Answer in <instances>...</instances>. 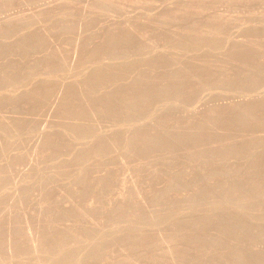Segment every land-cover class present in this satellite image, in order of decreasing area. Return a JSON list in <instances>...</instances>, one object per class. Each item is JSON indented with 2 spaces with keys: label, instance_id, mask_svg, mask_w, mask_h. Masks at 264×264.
<instances>
[{
  "label": "rangeland",
  "instance_id": "1",
  "mask_svg": "<svg viewBox=\"0 0 264 264\" xmlns=\"http://www.w3.org/2000/svg\"><path fill=\"white\" fill-rule=\"evenodd\" d=\"M216 32L222 34H215ZM210 33H214L215 37ZM262 33L264 0H0V264H235L238 251L248 257L252 254L249 258L245 257V264H259L260 260L264 259V238L247 236L237 240L232 233H227L222 243L217 246L214 245L215 239L221 228L226 227V221H210L205 226H200L199 221L209 215L223 214L222 211L243 206L245 200L242 197L246 195V189L241 187L240 190L245 195L239 192L238 197L229 199L227 205L221 203L223 199L219 197L220 191L234 185L243 173L246 175L248 169L251 170L250 173L254 171L253 166L260 174H264V158L260 157L263 161L259 164L261 159L258 161L257 158L252 168L249 166L252 164L250 156L247 158L243 152L244 157L233 158L235 153L241 151V147L235 146L238 143L244 144L245 141L246 148L247 141L250 143L257 137L264 138V125L260 124V121L264 120V111L258 110L257 116L254 117L257 119L256 117L260 116V125H256L258 123L251 114L248 117L251 122L244 120L245 124L242 121L238 130L235 127L230 128L234 120L237 128L239 115L246 111L245 106L249 109L253 104H257L260 87L264 86V74L262 71V75L258 73L262 65L264 67ZM216 36L217 41L213 39ZM233 42L241 44L242 48H239L238 44V47H233ZM256 47L258 50L259 47L263 48L260 49L262 52L259 56L260 51L258 52ZM236 48L240 51L234 50ZM254 48L255 55L251 56L254 54ZM227 55L231 56V60ZM152 59H155L157 66ZM106 63H111L112 66L107 65L110 68L106 69ZM102 65H105L104 68ZM256 65L259 69L255 68ZM245 66L249 68L248 71ZM200 69L201 72H198ZM246 71L251 73L249 78H246ZM168 74L173 77L170 84L167 81L170 80ZM111 75H115L111 77L112 80L109 77ZM254 75L257 78L263 76H260L262 83ZM190 76L194 78L193 82ZM196 76H199V81ZM237 76L243 81L252 79L253 82L248 80V87ZM236 77L240 82L234 81ZM233 78L234 84L239 82L237 86L231 83ZM180 80L183 83H180ZM141 82L143 84L139 85ZM178 83L184 86L182 90ZM176 84L180 90H177ZM251 84L256 90L253 88L251 96L247 98L249 88L252 90ZM62 86L67 87L63 88L67 91L66 95L63 93V101L61 95L59 100L57 98ZM162 86L166 91L161 90ZM167 89H172L173 94ZM248 89L247 93L245 90ZM263 89L262 87L261 95L264 94ZM241 93L247 96L245 101L241 98ZM258 94L259 97L255 99ZM252 95L255 97L252 98ZM184 97L185 101H182ZM179 99L181 103L184 102L179 105L180 111H175L172 115L169 111L167 116L163 112L166 118L162 116L164 107ZM226 102H229L231 107L227 106L229 103ZM235 102H239V105ZM259 102L262 106V102ZM104 104L108 105L107 108ZM130 104L134 105L133 110ZM221 105L230 107L231 112H237L227 114L230 110L226 108L228 112L225 114L224 111L225 115L222 116L225 108H221ZM199 106L203 111L197 109L200 114L194 116L196 118L190 117L191 110ZM239 106L242 109L238 108ZM217 107L222 109L220 114H217ZM260 108L264 109L263 106ZM212 112L213 117L214 113L217 117L213 118L214 122L219 123L215 132L222 130L225 134H207L208 127L210 130L217 124L211 122ZM208 114L210 117L207 118L211 124L214 123L212 126L208 125L209 119L204 117ZM186 118L192 122L194 120L199 128L202 127L203 119L208 125L207 127L206 123H203L207 127L206 134L203 133V127L202 134L201 130L197 126L194 128ZM182 120L185 124H191L189 129L193 132L188 133V128L186 132L183 123L178 126ZM156 121L159 125L161 122L163 124L159 126ZM156 124L159 127H155ZM241 124L247 127L242 129ZM168 126L170 129L174 128L171 129V134L175 133L174 137H170V129H166ZM47 128L51 133H47L48 137L44 136L42 139L41 129ZM93 128L97 130L96 135L91 134L94 133ZM183 129L184 134L186 132L185 135H188L186 142L183 136L176 134H181ZM212 129L214 132V127ZM83 131H86V134ZM44 133L46 134L45 131ZM163 134L166 141L164 142L163 138L164 143L160 146L154 144L157 146L155 151L154 146L153 149L149 147L151 143L146 144L147 139L152 141ZM189 134H194L195 139L192 140L193 136L189 139ZM139 135L142 141L138 138ZM197 135L205 136L202 139V136H198L200 141L197 142L194 141ZM176 136L184 138V143L170 147L168 141L171 142ZM137 138L139 148H131L132 144H128ZM225 139L230 147L223 146L224 143L226 145ZM83 140L85 142H82ZM80 141L84 146L79 145ZM47 142H52V145ZM141 142H145L146 149ZM141 147L145 151L140 152ZM80 148L82 150H79ZM126 148L132 149L129 150L130 153H125ZM151 151L155 153L149 154ZM211 156L215 157L211 160ZM154 168H157L154 174H159L152 177ZM146 169L150 171L146 172ZM225 171L226 176L221 175ZM148 174L151 177L147 176ZM242 178L251 182L245 179L244 174ZM259 180L254 184H257L256 192L262 194L264 182L263 179ZM248 181L244 182L245 186L249 185ZM156 194L159 199L155 198ZM139 195L146 204L152 202L149 204L150 216L155 201L158 204L162 202L164 206L167 203L164 208L162 203L159 204L161 206L154 207L156 214L157 209L161 210L158 214L163 218L159 216V221L165 219L171 222L175 215H182L179 220L177 218V223L176 220L174 223L172 221V224H177L174 225L175 229L171 223L170 225L165 221L161 225L158 223V226L155 224L152 227L151 223V226H147L150 216H147L145 203L140 206L144 207V212L143 208L138 207L141 202ZM190 199H194L195 204L192 207L188 206ZM121 201H135V205L138 202L137 207H131L133 211L129 212V218V203L128 207H124ZM134 208L140 209L143 214H139L137 210V213L134 212ZM144 214L147 217H143ZM242 214L247 219L258 218L261 222L264 220V202L246 209ZM123 215L131 220L124 218L127 224L123 226L121 222L125 223V220L119 222L117 219L119 225H116L114 219ZM132 218L136 223H130ZM139 218L148 222L140 219L142 224ZM112 221L115 223L114 228L122 224V232L119 227L116 228L118 231L111 227ZM190 221L195 222H191L195 229L191 227ZM136 224L143 230L144 225L148 230H155L156 227L159 230L163 225L167 226L162 228L161 232L147 230L148 235L144 236L146 239L142 236L141 239L144 240L140 243V236L144 231ZM133 225L137 227H134L137 233L141 232L139 235L134 232L136 229L133 230ZM183 225L184 229H181ZM188 225L190 229H187ZM177 226L183 232L179 231ZM114 230L116 234L120 232L119 236L111 234ZM124 231L128 234L124 235L125 239L136 236V241L132 238L130 241L134 240V243L129 244L124 238V242L123 239L119 240ZM196 234V238L201 240L193 243ZM115 239L119 240V243ZM181 240H188L185 243L187 245L180 242ZM162 241L165 248L160 243ZM166 242L174 246L175 252L171 246L166 247ZM157 243L161 244V247ZM39 244L40 248H37ZM257 244L256 252L259 254H249L248 251H252ZM236 245L239 248H236ZM139 252L141 255L137 257ZM133 256L137 258H132ZM253 257L261 259L248 261Z\"/></svg>",
  "mask_w": 264,
  "mask_h": 264
},
{
  "label": "bare ground",
  "instance_id": "2",
  "mask_svg": "<svg viewBox=\"0 0 264 264\" xmlns=\"http://www.w3.org/2000/svg\"><path fill=\"white\" fill-rule=\"evenodd\" d=\"M211 34H212L213 37H215V34H222V32H221V33H217V32H216L215 34H214V33H210V35H211ZM212 36H211V37H212ZM263 36H264V33H262V37H263ZM219 37H220V36H219ZM222 37H223V36H221V39H222ZM217 38H218V36H216V38H213V39H215V40L217 41V40H218ZM263 39H264V38H263ZM219 40H220V38H219ZM208 41H209V39H208ZM196 42H197V41H196ZM207 43H208V42H207ZM207 43H206V45H207ZM213 44H214V43H213ZM233 44H235V43L233 42ZM237 44H238V43H236L235 45H232V46H233V47H234V46H235V47H238V45H239V48H242V47H240L241 44H238V45H237ZM208 46H209V45H208ZM239 48H236V49H234V50H236V51L239 52V51H240ZM256 48H257V50H258V47H256ZM256 48L253 49L252 53L254 52V50H256ZM259 48H260V49H263L262 47H259ZM260 49L258 50V52L260 51L259 54H258V52H257L258 56H259V55L261 54V52H262ZM232 51H233V50H232ZM236 51H235V52H236ZM229 54H230V53L228 52V55H229ZM240 54H241V52H240ZM228 55H227V57H229V58L232 56V54H231V56H228ZM244 55H246V54H244ZM253 55H255V52H254V54H252L251 56H253ZM156 57H157V56H156ZM232 58H233V57H232ZM234 58H235V57H234ZM152 60H153V59H152ZM154 60H155V59H154ZM154 60H153V62H154V64L157 66V64L155 63ZM157 60H158V59H157ZM230 60H231V58H230ZM128 62H129V61H128ZM159 62H160V61H159ZM161 62H162V61H161ZM161 62H160V63H161ZM129 63H130V62H129ZM129 63H128V65H132V64H129ZM118 64H120V63H118ZM154 64H153V65H154ZM107 65H111V66H112L111 63H110V64H109V63H108V64L106 63V66H107ZM120 65H121V64H120ZM122 65H123V64H122ZM150 65H151V64H150ZM153 65H152L151 67H153ZM155 65H154V66H155ZM161 65H162V64H161ZM260 65H261V64H260ZM104 66H105V65H104ZM104 66L102 65L103 68H104ZM113 66H114V64H113ZM230 66H231V65H230ZM230 66H229V68H230ZM258 66H259V64H258ZM102 67H100V68H102ZM122 67H123V66H122ZM151 67H150V69H151ZM158 67H159V66H158ZM103 68L100 69V70L103 71ZM107 68L109 69L110 66H109V67L107 66L106 69H107ZM129 68H130V66H129ZM131 68H132V66H131ZM154 68H155V67H154ZM229 68L227 67V68L225 69V67H224L225 70H227V69L229 70ZM231 68H233V67H231ZM245 68H246V66H245ZM245 68L242 69V70H243V73H245V71H244ZM252 68H253V67H252ZM255 68H258V69H259V67H257V65L255 66ZM255 68H254V69H255ZM261 68L264 70L263 65H262ZM261 68L259 69L260 71H259V72L257 71V72H258L259 74H261V73L263 72V74H264V71L261 70ZM111 69H112V67H111ZM114 69H116V68H114ZM126 69L128 70L127 66H126ZM175 69H176V67H175ZM179 69H180V68H179ZM179 69L177 68V70H179ZM240 69H241V67H240ZM254 69H253V72H254V73L252 72V70H250V72H252L253 74L256 73V69H255V71H254ZM104 70H105V69H104ZM120 70H121V69H120ZM124 70H125V67H124ZM153 70H154V69H153ZM155 70H156V68H155ZM203 70H204V69H202V71H203ZM228 70H227V71H228ZM246 70L248 71L249 68H248V69L246 68ZM101 71H99V73H100V74H103ZM105 71H107V70H105ZM112 71H113V70H112ZM116 71L118 72V70H116ZM204 71H207V70H204ZM247 71H246V72H247ZM261 71H262V72H261ZM120 72H121V71H120ZM123 72H124V71L122 70V73H123ZM154 72H155V71H154ZM172 72H173V71H172ZM198 72H201V69H200V71L198 70ZM207 72H208L209 74L212 73V72H210L209 70H208ZM207 72H206V73H207ZM99 73H98V74H99ZM105 73H106V72H105ZM109 73L111 74V72H109ZM114 73H115V72H114ZM122 73H121V74H122ZM174 73H175V71H174ZM195 73H196V72H195ZM202 73L204 74V72H202ZM220 73H221V72H220ZM247 73H248V72H247ZM112 74H113V73H112ZM116 74H117V73H116ZM121 74H120V75H121ZM146 74H147V73H146ZM148 74H149V73H148ZM153 74H154V73H153ZM170 74H171V73H170ZM196 74H197V73H196ZM199 74H200V73H199ZM203 74L201 75L202 80H203ZM209 74H208V75H209ZM221 74H222V73H221ZM223 74H224V73H223ZM249 74L251 75V73H248V74H246V76H248ZM106 75H107V73H106ZM108 75H109V74H108ZM120 75H119V76H120ZM154 75H156V74H154ZM154 75H153V76H154ZM168 75H169V74H168ZM174 75H175V74H174ZM178 75H179V73H178ZM178 75H177V76H178ZM244 75H245V74H244ZM244 75H242L243 78H244ZM250 75H249V76H250ZM261 75H262V74H261ZM261 75H260V76H261ZM97 76H98V75H97ZM100 76H101V75H100ZM112 76H115V75H111V76H109V77L111 78ZM116 76H117V75H116ZM144 76H145V74H144ZM157 76H159V74H158ZM172 76H173V73H172ZM172 76L169 75V78H168V79H170V80H167V81H169V84H170V81H172V78H173ZM175 76H176V75H175ZM177 76H176V77H177ZM206 76H207V75H205V77H206ZM211 76H212V75H211ZM218 76H219V75H217V77H218ZM249 76L246 77V78H249ZM258 76H259V75H258ZM260 76H259V78H260V79H259V78H257V77L254 75V77H255L256 79H258V81H259V80L261 81V80H262L261 77H263L264 75L261 76V77H260ZM117 77H118V76H117ZM149 77H150V76H149ZM149 77L146 76V78H149ZM160 77H161V75H160ZM179 77H180V75H179ZM196 77L198 78L199 76H196ZM201 77H200V78H201ZM237 77H238V76H237ZM237 77H236V80H234V78L231 79V81H232L231 83L234 84V81H236V83H237V80L240 82L239 79H242V78H241V77H240V78L238 77L239 79H237ZM112 78H113V77H112ZM112 78H111V80H112ZM142 78H143V77H142ZM190 78H191V76H190ZM208 78H209V76H208ZM208 78H207V79H208ZM212 78H213V76H212ZM220 78H221V77H220ZM251 78H252V77H251ZM263 78H264V77H263ZM92 79H93V78H92ZM102 79H103V78H102ZM149 79H151V77H150ZM174 79H175V77H174ZM174 79H173V81H174ZM191 79H192V82H193V79H194V78H191ZM191 79H190V80H191ZM155 80H156V77H155ZM187 80H188V78L186 79V83H187ZM190 80H189V81H190ZM220 80H221V79H219V81H220ZM233 80H234V81H233ZM248 80H250L249 82H251V83L253 82L252 79H248ZM248 80H247V79H246V80L244 79V81H243V79H242L241 82H242V83L245 82L244 84L246 85V83H247ZM263 80H264V79H263ZM263 80H262V81H263ZM109 81H110V79H109ZM134 81H135V80H134ZM145 81H146V80H144V83H145ZM151 81H154V80H151ZM151 81H150V82H151ZM167 81H166V82H167ZM180 81H181V80H180ZM198 81H199V78H198ZM208 81H210V80H208ZM256 81H257V80H256ZM262 81H261V83H262ZM135 82H136V81H135ZM142 82H143V81H142ZM142 82L139 83V85H140V84L142 85V84H143ZM166 82H165V83H166ZM190 82H191V81H190ZM229 82H230V80H229ZM229 82H228V84H230ZM239 82H238V84H239ZM263 82H264V81H263ZM167 83H168V82H167ZM167 83H166V85H167ZM180 83H183V82L181 81ZM180 83H178V85H180ZM255 83H257V82H255ZM259 83H260V82H259ZM184 84H185V83H184ZM238 84H237V85H238ZM139 85H138V86H139ZM176 85H177V84H176ZM176 85H175V86H176ZM178 85H177V90H178V89L180 90V87H179ZM230 85H231V84H230ZM234 85H236V84H234ZM237 85H236V86H237ZM240 85H241V83H240ZM245 85H244L245 88H246V86L249 87L248 84H247L246 86H245ZM253 85H254V83H253ZM253 85L251 84L250 86L252 87ZM256 85H257V84H255V86H256ZM66 86H67V85H66ZM66 86H64V87L62 86L61 89H60V90H62V91L64 90L63 92L61 91L62 94L60 93V90H59V93L57 94V95H58V97H57L58 100H59L60 98H63L62 96H63V93H64V92H65V95L67 94V93H66L67 91H66L65 89H63V88H65ZM171 86H172V85H171ZM180 86H181V85H180ZM242 86H243V85H242ZM185 87H187V86H185ZM262 87L264 88V86H262ZM262 87H260V93H259V94H260V97H259V94H258L256 97H255L254 95H252V98L255 97V99H256L257 97H259V98H258L259 100L257 99L258 101H257V104H256L255 106H254V104H253V106L250 107L249 109H247V108H246L247 106H245L246 111L242 112L240 115H239L238 113L235 114L237 111H236V110H233V112L235 111L234 114H235L236 116L239 115V117L241 118V119L239 118V121H240V120H241V121L239 122L238 120H236V122L238 121V123H239V124L237 125V128H236V124H237V123L235 124V123H234L235 120H234L232 124L235 125V126H233V125L230 124V128H231V129H232V128L234 129V127H235V129L238 130V129H239L238 126H240V123H241L242 121H243V123H245L244 120H245V121H250V120L248 119L249 115L252 114V118L255 119L254 117H255V115L257 116L256 112H257L258 110H260V112H261V110L264 111V109H261V108H260V107H262V106H263V108H264V105H263V104H264V100H261L262 98H264V96H263L264 94L262 93L263 95H261V92H262V91H261V88H262ZM66 88H67V87H66ZM171 88H172V87H171ZM182 88H184L183 85L181 86V90H182ZM253 88L256 90V87H252V90H251V88H249V89H250V93L248 94V97L245 96V94L241 93V96H242V94H243V97H241V98H243L244 101L246 100V97L249 98V95L251 96V92H253ZM162 89H163V86H162L161 90H162ZM164 89H165V91H166V88H164ZM164 89H163L162 91H164ZM246 89H247V88H246ZM249 89H248V90H245V91H246V92H247V91L249 92ZM173 90H175V88H173ZM173 90L170 89L169 91L172 92ZM186 90H187V89H186ZM188 90H189V89H188ZM255 90H254V91H255ZM257 90H258V86H257ZM70 91H71V90H70ZM167 91H168V89H167ZM169 91H168V92H169ZM263 91H264V89H263ZM98 92H99V91H98ZM98 92H96V94H97ZM168 92H167V93L165 92V93H166V94H169ZM174 92L177 93L176 90H175ZM178 92H179V91H178ZM243 92H244V91H243ZM248 92H247V93H248ZM257 92H258V91H257ZM160 93H161V92H160ZM244 93H245V92H244ZM247 93H246V95H247ZM129 94H130V93H129ZM155 94H156V93H155ZM155 94H154V95H155ZM161 94H163V93H161ZM172 94H173V92H172ZM183 94H184V89H183ZM60 95H61V97L59 98ZM65 95H64V97L66 98ZM97 95H98V94H97ZM109 95H111V94H109ZM126 95H127V94H126ZM163 95H164V94H163ZM163 95H162V96H163ZM255 95H256V94H255ZM99 96H100V95H99ZM99 96H97V97H99ZM130 96H131V95H130ZM180 96H181V94H180ZM182 97H183V96H182ZM261 97H262V98H261ZM95 98H96V97H95ZM100 98H101V97H99V99H100ZM108 98H109V97H108ZM114 98H115V96H114ZM128 98H130V97H128ZM139 98H140V97H139ZM142 98H143V96H142ZM97 99H98V98H97ZM103 99H104V98H103ZM177 99H178V98H177ZM63 100H64V98L62 99V101H63ZM91 100H94V99H91ZM109 100H110V99H109ZM117 100H118V99H117ZM117 100H116V101H117ZM133 100H134V97H133ZM139 100H140V99H139ZM247 100H248V99H247ZM250 100H251V102L254 101V100L252 101V99H249V101H250ZM55 101H56V100H55ZM110 101H111V100H110ZM110 101H109V103H110ZM121 101H122V99H121ZM141 101H142V99H141ZM180 101H181V99H179L178 101H176L174 104H171V105H168V106L164 107L165 109H163V111H162V116H165V115L167 116V115L170 114V112H171L170 115H172L175 111H178L179 108H181L179 105H181V104L184 103V102L181 103ZM182 101H185V97H184V99H183ZM249 101H248V102H249ZM259 101L262 102V106H261V104H260ZM57 102H58V101H57ZM133 102H134V101H133ZM240 102H241V101H240ZM251 102H250V104H251ZM255 102H256V101H255ZM255 102H254V103H255ZM258 102H259L260 105H258ZM55 103H56V102H55ZM63 103H64V102H63ZM74 103H75V102H74ZM74 103H73V104H74ZM93 103H94V102H93ZM138 103H139V101H138ZM141 103H142V102H141ZM227 103H229V102H226V104H227ZM235 103L238 104L239 102H235ZM235 103H234V104H235ZM241 103H242V102H241ZM241 103H240V105H241ZM244 103H245V102H244ZM244 103H243V104H244ZM58 104H60V102H59ZM106 104H107V103H106ZM113 104H114V103H113ZM139 104H140V103H139ZM226 104H225V105H226ZM245 104H246V103H245ZM104 105H105V104H104ZM135 105H136V104H135ZM225 105H224V106L221 105V108H223V109L225 108L223 111H222L221 108H218V107L216 108V109H219V111L217 110V111H218L217 114H218V113L220 114V111H222L223 114L221 113V115L223 116V115L226 114V112H228V111L231 109V108H230V107H231V106H230V103H229V105L227 104V106H230V107H227V106L225 107ZM238 105H239V104H238ZM238 105H236V106H238ZM78 106H79V105H78ZM78 106H77V107H78ZM80 106H81V105H80ZM106 106H108V105H105V108H107ZM124 106H125V102H124ZM126 106H127V103H126ZM130 106H131V107H132V106L134 107L133 104H132V105L130 104ZM138 106H139V105H138ZM203 106H204V105H203ZM241 106H242V105H241ZM109 107H110V104H109ZM131 107H129V108H131ZM133 107L131 108L132 110H133ZM54 108H55V107H54ZM110 108H111V107H110ZM200 108H201V107L199 106V107H197L196 109H194L193 111L191 110V112L189 113V116H190V117H194V116L197 117V114H200L199 112L202 110V109H200ZM226 108H228V109H227L228 111L226 110ZM229 108H230V109H229ZM238 108H241V107L239 106ZM108 109H109V108H108ZM124 109H125V108H124ZM134 109H136V108H134ZM197 109H200V111L197 110ZM241 109H242V108H241ZM245 109H244V106H243V110H245ZM67 110H69L68 107H67ZM72 110H73V107H72ZM129 110H130V109H129ZM132 110H131V111H132ZM231 110H232V109H231ZM231 110H230L227 114H229V113L231 112ZM126 111H127V109H126ZM169 111H170V112H169ZM179 111H180V110H179ZM189 111H190V110H189ZM189 111H188V112H189ZM202 111H203V110H202ZM215 111H216V110H215ZM215 111H214V112H215ZM224 111H225V114H224ZM263 111H262V112H263ZM118 112H119V111H118ZM129 112H130V111H129ZM129 112H128V113H129ZM134 112H135V111H133V113H134ZM136 112H137V111H136ZM163 112H165L166 114L164 113L165 115H163ZM168 112H169V113H168ZM233 112H231V114H233ZM108 113H109V112H108ZM167 113H168V114H167ZM215 113H216V112H215ZM215 113H214V117H213V112H212V115H210V116H212V117H210L209 114H208L207 116H204V117H205V118L210 117V118H211V122H214L213 118H217V117H215ZM106 114H107V113H106ZM210 114H211V113H210ZM217 114H216V115H217ZM262 114H263V113H262ZM160 115H161V113L159 114V117H160ZM201 115H202V114H201ZM166 116H165V118H166ZM175 116H177V115L175 114ZM178 116H179V115H178ZM178 116H177V117H178ZM198 116H199V115H198ZM217 116H218V115H217ZM236 116H235V117H236ZM185 117H188V116H185ZM196 117H194V118H196ZM199 117H200V116H199ZM204 117H203V119L206 121V119H205ZM219 117H220V115H219ZM250 117H251V116H250ZM236 118H237V117H236ZM256 118H257V119H255V121H257L256 123H258V124H256V125H260V124H261V125H262V124L264 125V120L262 121V120L260 119V116H259V118H258V117H256ZM160 119H161V118H160ZM160 119H158L157 121L159 122ZM186 119L188 120L189 118H186ZM198 119H199V118H198ZM203 119H201V120H202V125H201V126L203 127V133L206 134V132H207V134H208V132H210V133H215V134L218 133V134H219V133L223 132V134H225L224 131H222V130H219L220 132H218V130H217L218 128L216 129L217 131L215 132V127H217V125L219 124L217 121L214 122V123L217 122V124H216V126H215V125H213L214 123L211 124L210 119L207 118V119H209L208 125H209V126H210V125H211V126L213 125L212 127H214V132H213L212 127H211V129H210V130H212V132H211V131L209 130L210 127H208V125H207L206 122H203ZM262 119H263V118H262ZM161 120H162V119H161ZM184 120H185V119H184ZM184 120H182V122H180L181 124L179 123L178 126H181L182 123L184 122ZM187 120H186V121H187ZM190 120H191V119H190ZM190 120H188V122H189ZM196 120H197V119H196ZM212 120H213V121H212ZM258 120H259V121L261 120V121H260V122H261L260 124H259ZM157 121H156L155 123L158 124ZM162 121H163V120H162ZM177 121H178V120H177ZM207 121H208V120H207ZM218 121H220V119H218ZM255 121H254V122H255ZM190 122H191V124L194 126V128H196L197 124L195 125L194 120H193V122H192V121H190ZM196 122L198 123V121H196ZM250 122H251V121H250ZM161 123H162V122H161ZM161 123H160V125H161ZM176 123L178 124V122H176ZM199 123H200V122H199ZM203 123H204V124L206 123L205 125L208 127V130H206V132H205V128H207V127H206L205 125H203ZM230 123H231V122H230ZM76 124H78V123H76ZM79 124H80V123H79ZM81 124H82V123H81ZM83 124H84V123H83ZM157 124L155 125V127L157 126ZM162 124H163V123H162ZM164 124H165V121H164ZM172 124H175V123L173 122ZM184 124H185V123H183V125H184ZM186 124H187V126H185ZM186 124L184 125V127L186 128V132H187V128H188V130H189L188 133H190V131L193 132V130H190V129H189V125L191 126V124H190V123H187V122H186ZM245 124H246V123H245ZM158 125H159V124H158ZM160 125H159V126H160ZM198 125H199V124H198ZM224 125H225V124H224ZM251 125H252V124H251ZM159 126H157V127H159ZM174 126L177 127L176 124H175ZM204 126H205V127H204ZM241 126H243V125L241 124ZM155 127H153V129H154ZM163 127H164V126H163ZM197 127H198V126H197ZM202 127H200V128L198 127L199 130H201L200 133H202V129H201ZM219 127H221V126H219ZM226 127H227V124H226L225 128H226ZM246 127H247V126L244 125L242 129H245ZM77 128H78V126H77ZM81 128H82V125H81ZM84 128H85V127H83V129H84ZM141 128H142V127H141ZM168 128L170 129L169 126H168L166 129L169 130ZM185 128H184V129H185ZM221 128H224V127H221ZM228 128H229V126H228ZM230 128H229V129H230ZM47 129H48V128H47ZM47 129H43V130L41 129V131H42V133H43L42 139H44V136L48 137V136H47V133L49 134L50 130L48 129V131H47ZM71 129H72V128H71ZM79 129H80V127H79ZM160 129H161V131H162V128H161V127H160ZM171 129H174V128H171ZM171 129H170V132L168 131L169 134H171V132H172ZM184 129L182 130L183 132H181V134H178V133H176V134L179 135V136H180V135L183 136L185 139H184V138H181V139H180L179 136H176V137H175L176 139L173 138V139L171 140V142L168 141V145H169L170 147H174V146L178 145L179 143L183 142L182 139H184V142H186V140L188 139V138H187L188 135H185V134H187L186 132H185V134H184ZM192 129H193V128H192ZM72 130H73V132H74V129H72ZM75 130H76V126H75ZM88 130H89V129H88ZM91 130H92V129H91ZM93 130H94V133H91L92 131H90V132L88 131V132L91 133L92 135H93V134L96 135V131H97V130H95L94 128H93ZM167 130H166V132H167ZM178 130H179V129H178ZM178 130H175V132H178ZM199 130H198V132H199ZM44 131L46 132V134L44 133ZM81 131H82V129H81ZM81 131H80V134H81ZM86 131H87V130H86ZM86 131H85V132L83 131V133L86 134ZM180 131H181V129L179 130V132H180ZM77 132L79 133V130H78ZM88 132H87V133H88ZM173 132H174V131H173ZM42 133H41V134H42ZM50 133H51V132H50ZM97 133H98V132H97ZM203 133H202V134H203ZM133 134H135V132H134ZM150 134H151V133H150ZM159 134H160V133H159ZM195 134H196V133H195ZM197 134H198V133H197ZM53 135L55 136V134H53ZM61 135H62V134H61ZM146 135H147V134H146ZM152 135H153V132H152L151 136H152ZM157 135H158V134H157ZM164 135H165V134H163V136H164ZM171 135H172V136H171ZM171 135H170V137H174L175 133H174V134H171ZM184 135H185V136H184ZM193 135H194V134H193ZM193 135H191V136H193ZM84 136H85V135H84ZM97 136L101 137L99 134H97ZM97 136H96V139H95V140H97ZM163 136H162V137L157 136V137L153 138L152 141H149L148 139L146 140V138H145V140L147 141V142H146V141H145V142H146V144H150V143L153 144V145L150 144L149 147L151 146V148H152V146H154V151H155V150H156L155 148H157V146L155 147V145H159V146H160L161 143L163 142V138L165 139L164 142L166 141L165 136H164V137H163ZM181 136H180V137H181ZM191 136H190V134H189V139H190ZM198 136H199V138L202 136V137H201V139H202L203 136H205V135H197V136H196V140H194V141H197V140L200 141L199 138H198ZM225 136H226V135H225ZM60 137L62 138V136H59V138H60ZM63 137H64V136H63ZM127 137H128V136H127ZM129 137H132V136H129ZM146 137H147V136H146ZM168 137H169V135H168ZM170 137H169V138H170ZM64 138H65V137H64ZM80 138H81V137H80ZM135 138H136V137H135ZM138 138L140 139V141H142L140 135L138 136ZM138 138H137V140H136L137 142L134 141L135 139L133 140V143H135V144H133V143L131 142L132 140L130 141V139H129V141H130L131 143L128 144V145L130 146V145L132 144V145H131V148H132V146H134V148H137V147L139 148V146H137V145H139V143H138V142H139ZM42 139H41V140H42ZM45 139H46V138H45ZM143 139H144V138H143ZM193 139H195L194 136H193L192 140H193ZM52 140H53V139H52ZM52 140H51V141H52ZM66 140H67V139H66ZM95 140H94V141H95ZM98 140H99V138H98ZM127 140H128V139H127ZM44 141H45V140H44ZM49 141H50V140H49ZM99 141H101V139H100ZM143 141H144V140H143ZM187 141H188V140H187ZM198 141H197V142H198ZM225 141H226V139H225ZM227 141H228V140H227ZM227 141H226V145H225V143L223 144L224 147H230L229 142H228V145H227ZM80 142H81V141H80ZM80 142H79V145L81 146V145L83 144L82 142H85V141L83 140V141L81 142V144H80ZM89 142H90V141H89ZM126 142H128V141H126ZM145 142H141V143H143V146L145 145ZM164 142H163V143H164ZM184 142H183V143H184ZM247 142H248V145L246 146V148H245V145H244V144H247V143H246L245 141H244V144H243V143H238L237 145H235V146H237V147H241V151H240L241 153H240V152H239V153H238V152L235 153V155H233V158H234V159H240V158L244 157L243 153L245 154L246 157H247V156H250V160L252 161V164L249 165V166L252 168L253 162H255V161L257 160V158H258V161H259V158H260V157H262V159L264 158V138H259V139H258V137H257V139H254L253 141H250V143H249V141H247ZM47 143H51V145H52V142H47ZM92 143H93V142H92ZM101 143H102V141H101ZM124 143H125V142H124ZM137 143H138V144H137ZM141 143H140V144H141ZM166 143H167V142H166ZM199 143H200V142H199ZM201 143H203V141H202ZM41 144H42V143H41ZM96 144H99V143H96ZM102 144L104 145V143H102ZM154 144H155V145H154ZM181 144H182V143H181ZM241 144H242V145H241ZM45 145H46V141H45ZM45 145L43 144V146H45ZM51 145H50V146H51ZM86 145H87V143H86ZM135 145H136V146H135ZM163 145H165V144H163ZM231 145L234 146V144H231ZM43 146H42V147H43ZM50 146H49V147H50ZM82 146H84V145H82ZM125 146H126V143H125ZM125 146H124V148H125ZM140 146H142V144H141ZM169 146H168V147H169ZM243 146H244V147H243ZM57 147H59V146H57ZM86 147H87V146H86ZM86 147H84V148H86ZM104 147H105V146H104ZM162 147H163V146H162ZM43 148H44V147H43ZM43 148H42V149H43ZM84 148H83V149H84ZM101 148H102V147H101ZM147 148H148V147H147ZM151 148H149V150H151ZM243 148H244V149H243ZM46 149H47V148H46ZM99 149H100V148H99ZM140 149H141V150H140ZM140 149H139L140 152H141L142 150L145 151V149H146V145H145V149H143V147H141ZM152 149H153V148H152ZM238 149H240V148H238ZM54 150H55V148H54ZM56 150H57V149H56ZM79 150H82V149L80 148ZM100 150H101V149H100ZM129 150H132V149H129ZM129 150H127V148H126L125 153L127 154ZM134 150H135V149H134ZM46 151H47V150H46ZM136 151H138V149H137ZM139 151H138V152H139ZM49 152H50V150H49ZM52 152H53V151H52ZM101 152H102V151H101ZM131 152H132V151H131ZM133 152H134V151H133ZM140 152H139V153H140ZM242 152H243V153H242ZM129 153H130V151H129ZM135 153H136V152H135ZM147 153H148V152H147ZM152 153H155V152L151 151L149 154L152 155ZM78 155H79V154H78ZM217 156H218V155H217ZM217 156H216V157H217ZM84 157H85V156H84ZM213 157H215V156H211L210 159L212 160ZM81 158H82V157H81ZM247 158H248V157H247ZM79 159H80V157H79ZM208 159H209V158H208ZM260 159H261V158H260ZM262 159L260 160V162H258V164L261 163V161L264 160V159H263V160H262ZM80 160H81V159H80ZM165 163H166V162H165ZM254 167H255V166H253L252 169H254V171H255V170H256V167H255V168H254ZM146 170H148V169H146ZM151 170H152V169H151ZM153 170H155V171H153V173H151V174H152V177H154V175H155L154 173L157 171V168H156V169L154 168ZM149 171H150V169H149L148 171H146V172H149ZM158 171H159V170H158ZM250 171H251V170L248 169L249 174H248V172H246V170L244 171V172H246V175L248 174V176H246L245 173H243V174H244V176H245V179H249V180H251L252 183H251L250 181H248V180H243V178H242L243 174H242V176L240 177L239 180H236V179H235L236 181L234 182V185L232 184V186H230V184H229L228 186H230V187H227V185H226L227 188H225L224 190H221V191H220V195H219V197H221V199H223V202H221V203H222V204L224 203L225 205H227V204L229 203V201H228L229 199H231V198H233V197H236V196L238 197V193H239V192L242 193V192H241L242 190H240V188L242 187V189L244 188L243 190L246 189V190L244 191V192H246V195H245V193H242V194H244L245 196H243V197L241 196V197L245 200L243 206L236 207V208H234V209H232V210H230V211H225V212L222 211V213H223L224 215H223V214H213L212 216L209 215V217H211V218L206 217V218H203L201 221H199L200 224H201L200 226H205L206 224L210 223V221H223V220L226 221V224H225L226 227L221 228V231L218 233V235H217V237H216V239H215V244H214V245H217V246L220 245V244L222 243V239L224 238V236H225L227 233H232L233 237H234L235 239H237V240H238L239 238H245V237H247V236H248V237H249V236H255V237L258 236V237H260V238H264V220H261V219H260L261 222H259V220H257L258 218H254V219H252V220H251V219H247V218H245L244 215L242 214L246 209H248V208H250V207H252V206L257 205V203H262V202H264V192H263L262 194H258V193L256 192L257 189H256V186H255V185H257V184H254V182L257 183L258 181H256V180H259V179H263L262 182H264V174H262V173L260 174V173L256 170L257 173H256V175H255L254 171H252L251 173H250ZM141 172H142V171H141ZM144 172H145V171H144ZM146 172H145V173H146ZM258 173H259V175H257ZM140 174L142 175V173H140ZM158 174H159V173H157V175H155V176H158ZM226 174H227V173H226V171H225V172H224L223 174H221V175L226 176ZM237 174H238V172H237ZM239 174H240V173H239ZM149 175H150V174H148L147 176H149ZM79 176H80V175H79ZM79 176H78V178H80ZM133 176H134V175H133ZM139 176H140V175H139ZM223 176H222L221 178H223ZM150 177H151V175H150ZM150 177H149V178H150ZM241 178H242V180H241ZM130 179H131V178H130ZM225 179H226V178H225ZM132 180H133V179H132ZM227 180H229V179H227ZM230 180H232V179H230ZM233 180H234V179H233ZM233 180H232V181H233ZM245 181H248V182H247V184H249L248 186H245V185H244V182H245ZM259 181H260V180H259ZM229 182L232 183L231 181H229ZM227 183H228V182H227ZM89 185H90V184H89ZM205 185H206V184H205ZM203 186H204V185H203ZM203 186H202V188H204ZM206 186H207V185H206ZM51 188H52V187H51ZM205 188H209V187H205ZM222 188H223V187H222ZM209 189H210V188H209ZM136 190H138V192H139V188L137 189V187H136ZM134 192H135V191H134ZM138 192H137V193H138ZM140 193H142V192L140 191ZM135 194H136V192H135ZM136 195H137V194H136ZM157 195H158V194L155 195V196H156L155 198H158ZM139 196H141V195H139ZM137 197H138V196H137ZM159 197H160V195H159ZM139 199H140V197H139ZM142 199H143V198H142V196H141V199H140L141 202L138 204V205H139L138 207L141 208V209L143 208V209H142L143 212H144L145 209H146V211H148V212H147V213H148L147 216L149 217V216H150V212H149V211H150V208H151V207H150L151 205H149V204H151L152 202H150L149 204H146L144 200H143L144 202L142 201ZM158 199H159V198H158ZM69 202H70V201H69ZM122 202H123V203H122ZM125 203H126V204H125ZM125 203H124V201H121V204H123L124 207L127 206V203H129V202H128V201H127V202L125 201ZM132 203H133V204H132ZM132 203H129V204H128V205L130 206V208H128V212H127L128 215H129V212H132V211H133V210L131 209V207H133V205H135V201L132 202ZM137 203H138V202H136V205H135L136 207H137ZM144 203H145V204H144ZM155 203H156V205H155ZM155 203H154V207L163 205L162 202H160V203H162L161 205H159L160 203L158 204L156 201H155ZM218 203H220V202H218ZM218 203H217V204H218ZM221 203H220V204H221ZM119 204H120V203H119ZM131 204H132V206H131ZM140 204H142V205H140ZM143 204H144V206L147 205L145 209H144V207H140V206H143ZM164 204H165V203H164ZM166 204H167V203H166ZM166 204H165V206H166ZM169 204L171 205V202H170ZM169 204H168V205H169ZM194 204H195V203H194V199H190V203L188 204V206H189V207H190V206L192 207V206H194ZM220 204H219V206H221ZM123 205H122V206H123ZM170 205H169V206H170ZM135 206H134V207H135ZM165 206L163 205L162 207L164 208ZM127 207H128V206H127ZM136 207H135V208H136ZM147 207H148V210H147ZM152 207H153V206H152ZM154 207H153V209H151V210L155 213V210H154L155 208H154ZM166 207H167V206H166ZM189 207H188V208H189ZM67 208H68V207H67ZM135 208H134V210H135ZM156 209H157V208H156ZM191 209H192V208H191ZM129 210H130V211H129ZM136 210L139 211L140 209H136ZM136 210H135L134 212H136ZM126 211H127V210H126ZM152 211H151V212H152ZM158 211H161V210H160V209H157V214H158ZM134 212L132 213L133 215H134ZM141 212H142V211H139V214H140ZM143 212H142L141 214H143ZM153 212H152V213H153ZM162 212H163V211H162ZM136 213H137V212H136ZM152 213H151V216H150V222H148V220H145V219L143 220V218H139L138 220L142 219L143 221H147V222L149 223L147 226H149L150 223H151L152 227H154L155 224H157L156 226H158V225H159L158 223H160V225L164 223L165 219H164L163 221H159V216H161L160 214L157 215V214L155 213V214L152 215ZM159 213H160V212H159ZM123 214H124V213H123ZM125 214H126V213H125ZM139 214H138V215H139ZM179 215H180V214H179ZM147 216L144 214L143 217H147ZM176 216H178V215H175L174 218H176V219H174V218L172 219L173 223H174V220H176V223H177V218H178V220H179V218H180L182 215H181L180 217H176ZM184 216H185V215H184ZM184 216H183V218H185ZM207 216H208V215H207ZM129 217H130V215L128 216V218H129ZM140 217H141V216H140ZM161 217H162V216H161ZM120 218H121L122 220H121ZM124 218L128 219V218L125 217L124 215H123L122 217H119V218L114 219V220H116V221H115V222H116V225H119L117 219H118L119 222H120V221H123ZM162 218H163V217H162ZM165 218H167V217H165ZM168 219H169V218H168ZM189 219H190V218H189ZM124 220H125V219H124ZM128 220H131V218L128 219ZM160 220H161V218H160ZM185 220H186V219H185ZM187 220H188V219H187ZM187 220H186V221H187ZM240 220H243V221H240ZM143 221L140 220V222H142V224H143ZM172 221H171V222H170V221H165V223L169 222V224H170V223L172 224ZM182 221H183V219H182ZM112 222H113V221H112ZM126 222H127V220H125V223H124V221L121 222V223L123 224V226H125V224H127ZM129 222H130V221H128V223H129ZM132 222H133V223H136L135 221H133V218H132V221H131L130 223H132ZM179 222H181V221H179ZM191 222H194V221H190V225H192ZM117 223H118V224H117ZM133 223H132V224H133ZM176 223H175V224H172V226L174 227V225H177ZM188 223H189V221H188ZM194 223H195V222H194ZM196 223H198V222H196ZM122 224H120V226H116V227L114 228L113 226L115 225V223L113 222V224H112L111 227H112L113 229H115V230H116V228L119 227L120 230H121V229H122L121 227H123ZM137 224H138V223H137ZM137 224H136V225H137ZM146 224H147V223H146ZM169 224H168V225H169ZM171 224H170V225H171ZM182 224H184V223H182ZM151 225H150V226H151ZM178 225H179V224H178ZM193 225H194V224H193ZM193 225H192L191 227L195 229V227H193ZM128 226H129V225H128ZM144 226H145V227H144L145 230H143L142 227H140V226L137 225V227L142 228L141 231H144L143 233L145 234V235H144L143 233H142L143 235L141 234V236H140V241H141V242H140V243H142V240L146 239V237L144 238V236L148 235V234H146V233H148V231L151 230V231L153 232V231L156 230V232H158V231L161 232L163 229H165L164 227L167 226V225H163L164 227H161V228H160V226H159V228H160L161 230H160V229L158 230V227H156L155 230H154V229L152 230V228L149 227V228H151V229L148 230V229H146L147 226H146V225H144ZM179 226H180V225H179ZM181 226H182V225H181ZM194 226H195V225H194ZM198 226H199V225H198ZM200 226H199V227H200ZM30 227H31V226H30ZM134 227H136V226L133 225V230L137 228V227H136V228H134ZM177 227H178V226H177ZM177 227H176V230H177ZM196 227H197V224H196ZM199 227H198V228H199ZM31 228H32V227H31ZM129 228H131V226H130ZM162 228H163V229H162ZM179 228H180V227H178V229H179ZM15 229H16V228H15ZM174 229H175V227H174ZM181 229H184V225H183V227H182ZM187 229H190V226H189V225H188ZM199 229H200V228H199ZM199 229H198V230H199ZM201 229H203V228H201ZM115 230L113 231V233L111 232V234L118 235L120 232H119V233L117 232L118 234H116L115 232L118 231V229H117L116 231H115ZM147 230H148V231H147ZM157 230H158V231H157ZM14 231H15V230H14ZM14 231H12L13 234H14ZM126 231H127V230H126ZM126 231H124L123 236L121 235L122 238L119 239V240H122L123 238L125 239L124 235L127 234V233H125ZM136 231H137V229L134 230L135 233H137ZM138 231H140V229H139ZM179 231L183 232V231L180 230V229H179ZM27 232H28V231H27ZM29 232H30V231H29ZM29 232H28V233H29ZM121 232H122V230H121ZM128 232H129V233L131 232V234L133 233L132 231H128ZM135 233H134V235H135ZM138 233L140 234L141 232H138ZM138 233H137V234H138ZM34 234H35V233H34ZM137 234H136V235H137ZM139 234H138V235H139ZM127 235H128V234H127ZM14 236H15V235H14ZM118 236H119V235H118ZM121 236H120V237H121ZM142 236H143V237H142ZM176 236H177V235H176ZM180 236H181V235H180ZM115 237H116V236H115ZM120 237H119V238H120ZM129 237H130V236H129ZM129 237H127V239H125V241L128 240ZM138 237H139V236H138ZM141 237L144 238V239H141ZM177 237H178V236H177ZM196 237L198 238V235H197V234L195 235V238H196ZM17 238H18V237H17ZM132 238H133V239L135 238L134 240L136 241V236H135V237H132ZM132 238H130V239L132 240ZM168 238H169V237H168ZM168 238H167V239H168ZM171 238H173V236H171L170 239H171ZM179 238H180V237H179ZM181 238H182V237H181ZM181 238H180V239H181ZM195 238H194V239H195ZM197 238L195 239V241H194V239L192 240V241H194L193 243H195L196 240H197V242L201 240V239L198 240ZM200 238H201V235H200ZM111 239H112V237H111ZM124 239L122 240L123 242H124ZM130 239L128 240L129 242L126 241V242L129 243V244H130V242H131ZM175 239H176V238H175ZM115 240L118 241V243H119V240H117V239H115ZM134 240H133V242H131V243H134ZM164 240H165V239H164ZM171 240H172V239H171ZM178 240H179V239H178ZM183 240H184V239H183ZM183 240H181L180 242H183ZM116 241H115V242H116ZM138 241H139V240H138ZM165 241H166V240H165ZM165 241H164V243H165ZM172 241H173V240H172ZM175 241H176V240H174V242H175ZM186 241H188V240H186ZM186 241L183 242L184 245H187V244H185ZM39 242H40V241H39ZM174 242H173V243H174ZM176 242H177V241H176ZM197 242H196V243H197ZM116 243H117V242H116ZM160 243H161L162 245H164V244H163V241L160 242ZM157 244H159V243H157ZM161 244H159L158 246H160ZM188 244L190 245V243H188ZM36 245H37V244H36ZM155 245H156V244H155ZM166 245H167V246H166L167 248H168V246H171V245H168L167 242H166ZM191 245H192V244H191ZM34 246H35V245H34ZM160 247H161V246H160ZM160 247H159V248H160ZM171 247H172V246H171ZM257 247H258V244H257L256 246H254V248L252 249V251H248L249 254L254 253L255 256H256L257 254H259V253L256 252V251L258 250ZM37 248H40V244L38 245ZM162 248H163V247H162ZM164 248H165V245H164ZM236 248H239V246L236 245ZM172 249H173V251L175 250L174 246L172 247ZM170 250H171V248H170ZM35 251H38V250H35ZM167 251H168V250H167ZM170 252H171V251H170ZM170 252H169V253H170ZM174 252H175V251H174ZM248 252H247V253H248ZM136 254H137V253H136ZM170 254H171V253H170ZM237 254H238V255H236V258H235V260H234V263H235V264H245V261H246L245 257L249 258V257L252 256V254H251V255L248 257L247 254H246V255H247V256H246V255H244L243 253H240L239 251L237 252ZM139 255H141L140 252H139V254L137 255V257H139ZM171 255H174V254L172 253ZM129 256H130V255H129ZM134 256H135V255H134ZM134 256H133L132 258H137V257H134ZM130 257H131V256H130ZM166 257H168V256L166 255ZM171 258H172V257H170V259H171ZM187 258H188V257H187ZM258 258H259V260L261 259V257H258ZM258 258H254V257H253V259H252V258H251V260L248 259V261H254L255 259H257V260H255V261H258ZM166 259H167V258H166ZM168 259H169V258H168ZM170 259H169V260H170ZM179 259H181V258H179ZM179 259H178V260H179ZM183 259H184V258L182 257V260H183ZM131 260H132V259H131ZM171 260H173V258H172ZM182 260H181V262H184V261H182ZM187 260H189V258H188ZM125 262H126V261H125ZM129 262H130V260H129ZM185 262H186V261H185ZM176 263H178V261H176ZM254 263H256V262H254ZM132 264H133V263H132ZM178 264H179V263H178ZM259 264H264V259L260 260V263H259Z\"/></svg>",
  "mask_w": 264,
  "mask_h": 264
}]
</instances>
